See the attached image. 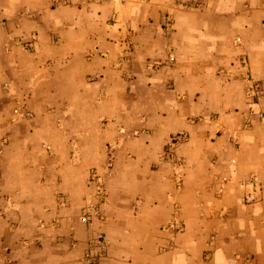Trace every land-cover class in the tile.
Returning a JSON list of instances; mask_svg holds the SVG:
<instances>
[{"label":"crops","instance_id":"obj_1","mask_svg":"<svg viewBox=\"0 0 264 264\" xmlns=\"http://www.w3.org/2000/svg\"><path fill=\"white\" fill-rule=\"evenodd\" d=\"M178 1L0 0V264H264V0Z\"/></svg>","mask_w":264,"mask_h":264},{"label":"built area","instance_id":"obj_2","mask_svg":"<svg viewBox=\"0 0 264 264\" xmlns=\"http://www.w3.org/2000/svg\"><path fill=\"white\" fill-rule=\"evenodd\" d=\"M56 5H69L73 3V0H54ZM183 6V5H182ZM169 22V21H168ZM27 49L28 50H34V42H28L27 43ZM248 64L245 62V65ZM245 80L249 83V89H250V98L255 99V101L259 100L262 96V85L260 82H256L252 79L251 76L246 74ZM110 167H113V164H110ZM91 182L97 185V191L96 194L102 195L103 187L101 186V181L99 180L97 175H93L91 178ZM243 188V202L245 205H255L258 203L259 197L258 194L263 189V186L258 181L256 177H251L246 183H244L242 186ZM98 209V206L96 204H88L86 209L84 210V213L82 214L81 221L85 224H89L91 220L92 214L96 213ZM211 247L213 246L212 243H210ZM108 252V243L105 238L98 239L97 243L92 245L90 249L85 253L83 257V261L85 264H101L102 259L106 256ZM205 259L207 262L211 259V253H207L205 256Z\"/></svg>","mask_w":264,"mask_h":264},{"label":"rangeland","instance_id":"obj_3","mask_svg":"<svg viewBox=\"0 0 264 264\" xmlns=\"http://www.w3.org/2000/svg\"><path fill=\"white\" fill-rule=\"evenodd\" d=\"M72 4V3H71ZM70 5V4H69ZM183 5V6H182ZM177 8L181 11H203V6L202 4L200 3H197V4H194L192 2H188L186 0H179L178 3H177ZM35 13V12H34ZM33 13V11L31 10H25L24 11V14L26 16H34L35 14ZM167 24L169 25L170 22H167ZM251 76V75H249ZM253 79V78H252ZM262 82V81H261ZM263 92H264V88H263ZM262 92V95L264 97V94ZM264 120V118H262ZM196 122L200 121L201 119H195ZM212 121L214 119H211ZM216 120V121H215ZM213 122H216L219 120V119H215ZM188 141V137L186 134H179V135H176L174 137H172V141L170 142V144L168 145V147H166V150H165V153H166V159L167 161H169L172 165L173 168H177V169H180L181 171H184V168H185V159L181 156H179V153H178V147L184 143ZM181 143V144H180ZM180 144V145H179ZM110 164H113V167L111 168L110 167ZM114 168V163L111 161L109 163V169L112 170ZM84 213V211H83ZM82 217V216H81ZM185 227V226H184ZM213 244L212 247H214L215 245V241H212L211 242ZM211 246V245H210ZM205 263H208L205 259Z\"/></svg>","mask_w":264,"mask_h":264}]
</instances>
